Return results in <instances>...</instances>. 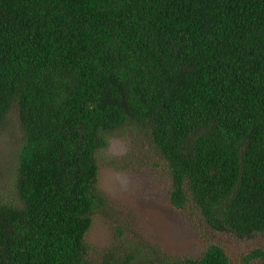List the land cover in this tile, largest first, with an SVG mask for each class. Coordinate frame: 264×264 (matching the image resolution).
<instances>
[{
    "label": "trees",
    "instance_id": "1",
    "mask_svg": "<svg viewBox=\"0 0 264 264\" xmlns=\"http://www.w3.org/2000/svg\"><path fill=\"white\" fill-rule=\"evenodd\" d=\"M11 110L22 142L0 264H139L136 248L96 257L86 241L107 201L99 154L127 126L171 206L262 238L241 263L264 264V0H0V125ZM144 259L232 264L216 243Z\"/></svg>",
    "mask_w": 264,
    "mask_h": 264
},
{
    "label": "rangeland",
    "instance_id": "2",
    "mask_svg": "<svg viewBox=\"0 0 264 264\" xmlns=\"http://www.w3.org/2000/svg\"><path fill=\"white\" fill-rule=\"evenodd\" d=\"M21 142L18 119L11 110L0 125V203L17 202L14 188ZM156 161L146 134L135 126L110 136L107 148L99 154L97 183L107 201L93 216L86 235L87 243L99 249L96 257L105 249L136 248L139 264H155L144 259L152 248L174 258H197L206 245L216 243L226 249L232 264H242L243 256L261 246L260 237L238 239L210 229L196 212L174 209L168 200L167 177L154 166Z\"/></svg>",
    "mask_w": 264,
    "mask_h": 264
}]
</instances>
